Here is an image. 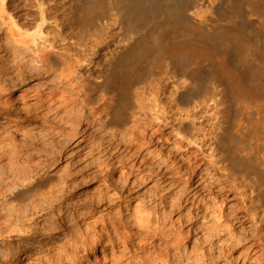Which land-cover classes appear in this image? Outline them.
<instances>
[{"label": "bare ground", "instance_id": "bare-ground-1", "mask_svg": "<svg viewBox=\"0 0 264 264\" xmlns=\"http://www.w3.org/2000/svg\"><path fill=\"white\" fill-rule=\"evenodd\" d=\"M123 1H126V0H123ZM146 1H147V3L144 4V2H146ZM164 1H166V0H134V1H132V3L130 2L128 4V10L126 9L127 10L126 18L129 21L127 23L132 24V26H138V24H140L145 18H147V17L149 18L150 13H152V12L154 13L155 11L156 12L158 11L157 13H159V11L163 10L162 8H163V2ZM254 2H255V0H254ZM101 3H102V0H93V5L89 6L87 9H85L84 12L81 13V15H72V16L70 15L71 18L69 20L70 21L72 20V22L75 25L79 24V21H81V20L82 21H84V20L92 21L96 17V10L97 9L95 10L94 8L96 7V5L100 6ZM42 5H44V3L42 1L36 0V8L38 10H40L39 12L41 15H40V22L35 24L36 29L34 31H30L28 29L29 25L27 28H25V27H23L24 23L22 24L23 26H21V25L17 24L16 21H12V23L8 27V30L10 31L9 32L10 37L12 38V41L9 42L10 45H9L8 49L11 51L13 47H18L19 49L21 48V51L24 50V53L26 52L29 56H30V54H29V52H30L32 57L34 58V61L35 60L37 61L38 68L37 69L33 68L34 66L32 68L31 67L29 68V63L27 61L30 59L31 56L26 61H24V57L26 58V55H24V57L22 56L23 58L22 57L21 58L16 57V60L18 62L13 67L15 68V70H17L16 75L18 77H16V78H15V76L12 78L10 77L8 80L6 79L7 80L6 83H3V84H2L3 81L0 82V93L7 92L11 88L19 86V84H21L22 82L27 80L28 76H31L34 78V75H39V77L41 76V79H43L46 74H48V73L51 74L52 71L58 73L57 72L58 68L55 71V69H56L55 67L58 63L61 62V58L64 57V60H67L69 62L72 61L73 62L72 64H74L73 68H70V66H69V70H63L66 73L64 72V77L62 79L64 80V78L70 76L73 79V81H74V79L76 80V83L78 84V88H79L76 90H80L78 93L81 92V94L79 97H77L75 99V101L80 100L83 103V105L89 104V103L92 104V103H94V101L95 102L96 101L101 102V105L100 106L98 105L99 108L96 106V108H98L96 113L94 112L95 114H97L98 118L102 121L101 128L106 129V132L107 131L109 132V130L113 131V135L111 133H110L111 134L110 135L107 132V134L111 136L110 138H112V136H115V139H116V137L118 138V135H117V134H119L118 132H121L120 134L125 132L127 134V137H128V134H131L132 135V138H131L132 141L136 142V143H134L137 145V149L135 147L136 151L134 153L132 152L133 149L131 151L136 156L135 157V156L131 155L132 157H135V159H132V160H136L135 164L133 163V165H130V167H129V164L128 163H127L128 165L126 164L127 159L125 160L126 162L123 161V159H121V161H119L120 159L118 157H116V158H118V162L120 163V166L123 168V170H124V168H126V170L124 171L125 175L128 174V177H129V175L131 176V174L135 170V166H137L138 161H140V164H141L140 168L142 166L143 167L145 166L146 160L143 157L144 155H142L143 154L142 150L144 149V151H145V148H147V146L151 143V137H152L151 135H154L157 132L162 131L161 130L162 126H164L166 128L170 127L171 133L172 134L175 133L178 136V137L176 136L177 137L176 145L173 144L177 148V150H181L180 152H182V153L186 152V150H188L189 148H196V150L191 153V154H193L192 157H190L191 155L189 153H186V154L190 155V156L187 155L188 159L185 157L187 159V161L185 163H187L188 166H185L186 164H181L180 166H178V169H180V170H178L176 172V174H174V176H176L177 174H179V176L174 177L171 181L169 180L170 181L169 186L174 187V185H176V183H178L180 181V179L183 175V173H181V170L183 168H184V170L186 169L185 172L187 174H188V172H191L189 179L185 180V185L183 184L184 187L180 191L178 189L177 192H175V191L173 192L172 190H171L172 192H164L165 190L170 189V188L167 187L168 185L166 187L161 186V187H163V192H157L156 191L157 188H156V190H154L156 192H148V194L146 196L144 195L145 198L140 200L139 198L140 197L143 198L144 196L142 197L139 194V197H137L138 195L137 196L135 195L137 193V191L136 192H130L129 186L132 185V183L130 182L132 179L130 180L128 178V182H127L126 176L124 177L125 181L122 180L124 183H122L121 186L120 185L117 186L119 188L117 192L107 191V190H109L108 189L109 187H111V186L114 187V182L111 180L112 177L110 176L111 178H109V175H110V172H112V170L115 169V166H116L115 163H118L117 161L115 163H113L114 159L112 160V158L110 159L113 161L112 163H110V164H112L111 167L109 166L108 162L104 163V160H102L103 157L101 156L102 158L100 157L99 160H102L103 162L96 159V162L94 161V163H92L93 161L92 162L89 161L90 163L84 165L81 169L75 170V168L70 167V168H68V170H66V169H65L66 171L64 170L65 171L64 174H61V175H59V173L56 174V172H54V171L63 162L64 154H67L71 150V148L69 146L70 144H67L64 142H62L63 143L62 147L61 146L59 147V144L57 147L58 142L55 143V141H53L54 140L53 139L52 140L53 142L49 143L48 148L45 149L44 146L46 147V145H44V146L42 145L43 148L45 149L44 151L47 154L46 157H44L45 159L35 161V163L33 165H31V168L29 167L30 170H25L26 169V167H25V169L22 168V172L20 171L19 173H15V177L19 175V179H22V180L21 181L17 180L18 184H16V182H14L15 185H14V188L12 189V191L8 192L5 189V187L3 188L6 190L5 192L3 190H1L3 192H0V238L6 237V239H7V238H12L14 236H19L20 240H26V239L30 240L26 245L23 244V245L19 246L20 249H26L27 248V250H28V248L29 249H33V248L36 249L37 247H41V250H42V249L46 248L48 245V242H45V240L48 238L50 239L52 235L57 234V233H59V234L63 233L64 236L70 235V236H72V238H71L72 240L70 239L72 241V243H69L70 241L68 240V243L66 242L67 245L65 244L61 247V249H62L61 253L63 252V254L62 255L60 254V257L62 256L61 257L62 259L60 257L58 258V259H61L62 262H63V259H66L68 261V264L69 263L70 264H217V263H220L222 260H224V263L222 261L223 264H249L251 254H252L255 246L253 247L254 244L252 245L251 239L248 242H246V239H249V237H251L252 239L254 238L251 235L252 232L250 234L249 233L250 230L248 231L244 227H243L242 232H238L239 234L237 232H234V231H236L238 227L243 226L245 215L252 218V220H254V222H256V224L264 222V215L258 214L257 207L255 208V206H252L251 204H250V206H247V202H248L247 198H249V197H247V195L245 196L244 193H241L242 191H240V195L243 196V202L246 204L245 207L242 206V207H244V211H243V212H245L244 216L242 214H238V215L235 214L234 215L233 213H231V215H229L230 212L225 213L224 211L222 212L221 210H220L219 214L214 216L213 211H215L216 208L214 210L211 209L213 214H211L210 217L214 216L215 221L212 219L210 222L212 225H210V223H209L210 226H207V228L209 227L207 230L208 235L203 231L206 228V224L203 223L204 221L201 220V223L199 222L200 219H203V218L209 219L208 214H210V212L209 213L207 212V210L209 209L208 206L206 207L207 202H206V204L204 203L205 201H208L207 200L208 194H207V196H205L206 195L205 194L201 197V194H204L203 192H205V193L208 192L209 194H213V192L226 193L230 187L233 188L234 190H238V188H239V190H241L242 188L245 189V184L243 182H242V186H243V184H244V186L243 187L241 186L242 188L240 189V185H239V183H237L239 181H234V179H231V178H233L238 173H240V174L243 173L245 180H246V178L252 179L253 177L252 178L250 177V173L247 172V170H245L243 166L246 165L245 167H247V168H250V167L255 168V166H257V165L260 166V164H261V163L257 164V162L255 161L254 163H256L257 165L254 166V163L251 162L252 159H254V157H252V158L248 157L251 160L249 162H246L245 159L247 160V158H246L247 155L244 157L245 159L243 160L247 164L244 162H241L242 160H240V159H238L240 161H237L236 159L239 156L238 157L236 156V159H235L236 161L234 160L235 156L233 157L230 148L227 146L228 141H226V139L229 138L230 135H229V132H227V130L225 128L227 126L228 127H231V126L225 124L227 126L224 128L223 127L224 124H222L223 119L227 117V116L225 117L224 110L222 111V109H221V105H223L222 98H218V96H215V95H213L209 99H206V97L204 98L203 95H201V93L204 91V89L196 81V76L199 75L198 71L196 70L193 73L189 72L188 74H190L191 82H189L188 79H190V78H188V79H186V80H188L187 83H186V81H183L186 83L185 84L186 86L184 87V89L178 87V90L180 88L182 90V92L179 91L178 97L176 98V100H177L176 103H178L181 107L185 106L183 108H186V109L182 108L180 110V108H179L180 111L179 112L177 111L179 114L176 113V115L178 114L177 117H176V115L175 116L174 115H171V116L168 115V113L165 111V107H163L160 104L158 99H155L154 96H151L155 100L153 99L149 103V101L146 99L148 102H145L146 104L149 103L148 104V107H149L148 111H146V117L152 123V128L154 129L153 132L150 133L151 137L146 136L145 133L140 134V131L137 130V120H135L133 125L127 126V124H128V118L127 117L128 116L126 117L125 111L128 108V102L124 101V100L121 101V99L125 97L127 90L129 88L131 89V86L133 85L135 80H137L136 78H138V76H137V73L139 72L138 70L140 68V65L144 61H147L150 58H154L157 56L162 57V56H165L167 54H171V52H172L171 49L168 46L164 47V43L166 42L165 36L167 34H165L163 32H166V31L168 32L169 30H172L173 32L174 31L177 32V30L181 29L182 26L184 25V21H183L184 19L182 20L179 17L176 18V15H175V17L168 18V20L165 22V27H164L163 32L161 31V33H163V34L159 35L160 41L158 42V44H156L154 41L153 42L155 44L152 43L151 41L147 40L145 37V40L142 41V39H141V41L138 44L136 43L137 45L129 48V50L126 51L127 53L123 57L122 56L119 58L116 57L117 54H115V53L118 52L119 50L114 51L113 54H111V57H109L105 60L106 64L112 63V65H113V67H112L113 69H111V73H110V75H108V72H106V70L104 68V66H105L104 63H97V65H94L92 58H90L89 56H88V58L85 57L87 55L88 48L91 47V45L89 46L87 44V40L89 39L88 38L89 35L88 36L84 35L82 40L80 42H78L79 47H81L82 49H80V50L76 49V51L73 52L74 53L73 56L68 55L71 52H69L68 54H65V52H64V51L71 49V48H69V45H71V44H69L68 47H65V45L63 46L61 44L62 41L65 42V40H66V38L63 35H62V37H61V35H59L61 37V43H60L61 47L59 45H57V43L54 40H52L53 38L50 39L47 37V35L50 33L47 34L44 31H42V27L48 21V20L46 21V18L44 15V10L41 9ZM249 5H250V3H249ZM259 5L260 4H258V6ZM83 8H84V6H83ZM198 10H200V9H198ZM98 13H100V12H98ZM154 16H156V15H154ZM171 16H172V14H171ZM149 21H150V19H149ZM35 22H37V21H35ZM29 23H31V22L29 21ZM27 24H28V22H27ZM13 27H17L18 32L14 31ZM181 30H180V32H181ZM220 31H219V33L216 31L218 33L217 35L214 33L215 39H217L218 41H222L223 44L225 41L226 42L232 41V44L238 53L243 54V52H245V49H247L246 46H249L248 45L249 40L245 34L243 35V33L240 30H228V29H226L223 32L222 31L220 32ZM185 33L187 34V32H185ZM75 34H77V33H75ZM75 34H74V37H75ZM7 36H9V35H7ZM52 36L56 37L54 35H52ZM80 36H82V34ZM77 37H79V36H77ZM93 37H95V36H93ZM157 38L159 39V37H157ZM209 38H211V37H209ZM150 40H152V39L150 38ZM75 41H74V43H75ZM77 41H79V40H77ZM168 41H169V39H168ZM5 43L9 44L8 42H5ZM91 43H93V42H91ZM65 44H66V42H65ZM87 45H88V47H87ZM97 45H99V44H97ZM249 47H251V46H249ZM18 48L16 49L17 51H18ZM180 48L181 47H179V49ZM96 50L94 51V54L97 53ZM175 51H174L175 54L180 57V54H179L180 50L175 49ZM190 51H192V50H190ZM246 51H248V50H246ZM89 52H88V54H89ZM174 52H172V53L174 54ZM192 53H193V55H191L190 57L193 59L195 58L194 59L195 61H199L200 58L208 55V52L205 50H200L199 53H197L196 51H194ZM243 55H245V54H243ZM184 56L186 59L187 56L186 55H184ZM32 57H31V59L33 61ZM13 59H15V58H13ZM188 59H189V57H188ZM249 59H250V57H249ZM10 60H11V58H10ZM62 61H63V59H62ZM67 61H65V62H67ZM182 61H184V60H182ZM187 61H186V63H187ZM240 61L242 62V60H240ZM65 62L63 63V65L65 64ZM32 64H30V65H32ZM68 65H70V64L68 63ZM57 66H59V65H57ZM94 66H96V68ZM4 67H6V65ZM60 68H62V67H60ZM219 68H220V73H218V75H215V74L214 75L212 74V75H213L214 79L219 78V80L222 79L225 82L224 94H226L227 96L228 95L232 96L230 98L233 99V97L235 96L239 100L240 99L246 100L252 96H254V98H256L257 96L261 97V94L264 93V90L261 87H259L257 84L253 83L254 85H251L252 82L249 80V76L247 74H245V75L239 74V73L237 74V72L230 69V67L227 66L223 60L219 61ZM210 69H211V67H210ZM60 71H61V69H60ZM67 71H69V72H67ZM108 71H110V69ZM184 71H187V70L184 69ZM6 73L7 72H4L3 75H5ZM11 73H13V72H11ZM56 73H55V75L57 77H59L58 75H60V74H56ZM3 75H1V76H3ZM8 75H6V76L8 77ZM52 77L55 78V76H52ZM47 78H48V76H47ZM59 79H60V77H59ZM69 80H70V78H69ZM43 83L45 84V81ZM65 83H68V82H65ZM65 88H66V86H65ZM193 88H195V89H193ZM192 89L194 91H192ZM68 91H69V89H67L66 92H68ZM73 92H74V90H73ZM71 93H72V91H71ZM97 93H100L102 95L100 97H99L100 94L98 96H96ZM108 93H111L112 96L109 95L110 96L109 97ZM55 95H56V92H50V93H48V95L37 94V97L39 99L38 103H39L41 108L43 107V109L40 110L39 112H35L37 107L35 108L33 106V109L35 108V110L33 112H31V110H27V112L25 114L27 120H33L35 118H41V119L44 118L45 119L44 115H47V114H45L44 111H45V109H47V111H48V108L49 109L52 108V110H53L52 102L54 101ZM105 95L108 97H105ZM93 96H95L96 98ZM222 96H224V95H222ZM4 97L6 98V96H4ZM5 98H2V99H5ZM67 98H69V97H67ZM93 98L98 99V100H94ZM254 98L252 97V99H254ZM260 99H263V96ZM257 100L259 101V99L257 98L254 102L257 103ZM1 101L4 102V100H1ZM7 101H9V100H6V102ZM64 101L65 100H63V103H65ZM75 101H73V102H75ZM10 102L11 101H9L8 103H10ZM229 102H231V101H229ZM233 102H235V101L233 100ZM238 102H240V101H238ZM242 102H244V101H241V103ZM247 102L248 101H246L245 103H247ZM259 102H260L259 103L260 105L264 104V103H261L264 101H259ZM145 103H144V105H146ZM249 103H252V102L249 101ZM256 103H254V104L256 105ZM71 104H73V103H70V105ZM178 104H176V105H178ZM242 104H244V103H242ZM259 104H257V105H259ZM20 105H21V103H20ZM61 105H62V103H61ZM70 105H69V107H71ZM9 106H11V105H9ZM23 106L25 107L24 104H23ZM26 106H28V105H26ZM59 107L61 108V106H59ZM63 107H64V105H63ZM77 107L78 106L72 108L74 110V114L73 115L71 114L72 116L70 115L71 117H73V119H75V118L77 119L76 125L79 124L78 122L84 116H89L88 114L86 115V113H87L86 110H85V112H86L85 114H80L81 111H78ZM146 107L147 106H144V109H146ZM263 107H264V105H263ZM75 108H76V110H75ZM255 108H256V106H255ZM255 108H254V110L257 109V108L255 109ZM15 109L17 110V108H15ZM57 109H59V108H57ZM66 109H69L68 106ZM261 109H262V105H261L260 110ZM21 110H22V108H21ZM73 110H72V112H73ZM250 110H252V109H250ZM263 111L264 110L262 109V112ZM50 112H48V113H50ZM66 112H64V113H66ZM249 112H251V111H249ZM254 112H253V115H254ZM59 113H63V112H59ZM64 113H63V115H64ZM82 113H84V112H82ZM91 113H92V111H91ZM94 113H93L92 117L94 116ZM242 113H241V115H242ZM67 114H68V112L66 113V115ZM251 114H252V112H251ZM52 115H56V114L53 113ZM63 115H61V116H63ZM74 115H76V116H74ZM59 116H60V114H59ZM141 116L143 117V115H141ZM248 116L252 117L251 115H248ZM256 116H258V114ZM256 116H254V117H256ZM260 116H262V113ZM260 116L258 117L259 119L261 118ZM49 117L50 116H48V118ZM94 117H96V116H94ZM174 117H176V118H174ZM263 117H264V115L262 116V118ZM54 118H56V117H54ZM246 118L248 119L247 116H246ZM246 118L244 120H246ZM262 118L260 119L261 121H258L259 122L258 124L260 126H257L255 129H256V132L259 131V132H262L264 134V118H263V120H262ZM64 119L67 120L66 118H64ZM253 119H256V118H253ZM93 120L88 121L87 127L90 124H93ZM244 120H243V122H245ZM59 121H60V117H59ZM85 121H86V119H85ZM139 121H141L140 118H139ZM205 121H207L206 124L209 122L208 128L206 127V125L204 123ZM253 121H255V120H251L250 123L252 122L253 125H255V123H257V122L255 121V123H254ZM83 122H84V120H83ZM39 123H40V121H39ZM71 124H73V123H71ZM84 124H86V122ZM147 124H148V122H147ZM243 124H242V126H243ZM63 125H60V126H63ZM142 125H143V123H142ZM99 126H100V124H99ZM233 126H235V125H233ZM247 126L249 128V126H251V124L248 125V123H247ZM49 127H47V128H49ZM87 127L84 128L83 130H81V129L77 130V128H75V129L71 128L70 134H67V133L65 134V132H63L64 130L59 129V130H61L59 133H61V135L63 137H65V135H69V137H66V141H70V143H71V141H73L72 144H74L75 142H76V144L77 143L83 144V143L87 142V138H88L87 136H89L91 134V133L89 135L87 134L89 132V127L88 128ZM244 127L245 126H243L242 129ZM53 128H54V126H53ZM107 129H109V130H107ZM244 129H246V127ZM49 130L51 132V129H49ZM54 130L57 132V128H55ZM46 131H44V133ZM97 131H98V129H97ZM237 131L238 130H236L234 135L237 133ZM50 132H49V134H51ZM104 132L105 131H103V133ZM240 132L248 135L246 133V131L244 133V132H242V130H240ZM52 133H54V132H52ZM101 133H100V135H101ZM248 133H249V131H248ZM55 134L56 133H54L53 135H55ZM162 134H164V133H162ZM237 134L239 135V132ZM123 135L124 134H122L121 137H123ZM166 135H168V134H166ZM26 136H28V135H26ZM44 136H48V135L44 134ZM44 136H41V137L44 138ZM102 136H104V135L102 134ZM55 137H56V135H55ZM119 137H120V135H119ZM262 137H264V136H262ZM36 138H38V136ZM45 138H47V137H45ZM59 138H60V136H59ZM59 138H57V139H59ZM67 138H69V139L67 140ZM90 138L92 139V136ZM100 139H102V138H100ZM106 139H107V137L105 138V140ZM113 139H114V137H113ZM113 139H111V141ZM121 139H120V142H121ZM123 139H125V138H123ZM169 139L167 140L168 142H169ZM248 139L250 140L251 138H248ZM27 140H28V138H27ZM64 140H65V138L63 139V141ZM102 140H104V139H102ZM108 140H109V137H108ZM128 140H130V138H128ZM31 141H27V142H30V144H31ZM48 141L47 142L43 141V142H44V144H45V142L47 144ZM57 141H59V140H57ZM132 141H130L131 145L133 143ZM246 141L248 142L247 139H246ZM251 141H252V139H251ZM253 141H254V139H253ZM257 141H259V140H257ZM124 142H126V141H124ZM124 142H121V143H124ZM97 143H98V140H97ZM114 143H112V144H114ZM117 143L119 144L118 139H117ZM258 143L259 142H250L249 143L248 147L251 146V154H253L255 152H256V154H259L258 149H259L260 145L264 144V142L262 144H258ZM37 144H39V143H37ZM247 144L248 143H245L244 145H246V147H247ZM34 145H35V143H34ZM186 145L188 146V149H183L184 146H186ZM12 146H13V144H12ZM28 146H29V144H28ZM28 146H27V150H28ZM39 147L36 146V149ZM87 147H88V144L86 143L83 146V148H84L83 153L86 152L85 149H87ZM112 147H114V145ZM33 148H35V147H33ZM73 148H75V146ZM110 148L111 147L109 146V149ZM31 149H32V147H31ZM89 149L90 148H88V150ZM95 149H96V147H95ZM99 149H101V148H99ZM118 149H120V148H118ZM241 149H242V147H241ZM81 150L82 149H80L79 152ZM90 150L87 151V154L90 152ZM243 150H245V149H243ZM243 150H242V152H244ZM249 150H250V148H249ZM254 150H257V151L254 152ZM93 151H94V149H93ZM34 152H35V149H34ZM95 152L98 154L101 151L100 152L95 151ZM95 152H93V153H95ZM39 153L41 154V152H39ZM81 153H82V151H81ZM105 153H106V151H105ZM117 153H118V151H117ZM178 153H179V151H178ZM14 154H16V153H14ZM85 154H84V157H86ZM102 154H103V151H102ZM128 154H126V155H128ZM256 154H253V155H255V157H257ZM30 155H32V154L30 153ZM30 155H29V157H30ZM88 155H91V153ZM117 156H119V155H117ZM145 156H147V155H145ZM249 156H251V155H249ZM13 157H14V155H13ZM106 157H108V156L106 155L105 158ZM140 157L142 158V160ZM181 157H182V155H181ZM175 158L176 157H174V159ZM257 158H259V157H257ZM257 158L254 160H258ZM36 159H34V160H36ZM91 159H92V157H91ZM146 159H147V157H146ZM148 159H149V157H148ZM176 159H178V158H176ZM128 160H130V159H128ZM175 161L176 160L172 159L173 163ZM87 162H88V160H87ZM131 162H133V161H131ZM131 162H130V164H131ZM147 162H149V161H147ZM154 162H156V161H154ZM164 163H165V161L163 160L162 164H164ZM7 164H9V163H7ZM23 164H25V163H23ZM92 164H94L93 165L95 168L94 171H91L90 166ZM165 164H167V163H165ZM178 164H180V162ZM178 164H176V165H178ZM171 165H172V163H170L169 167ZM202 165H206V167L208 165L207 169L206 168L201 169ZM146 166H147V164H146ZM151 166H153L152 169H150V166H148L149 167L148 169H150V170L146 174H141V173L139 174L138 173L139 176L138 177L136 176L138 179H136V181L133 180V186H134V184H137V185L143 184V183L147 182V180L150 177H152V175L156 171V167H155V165H152V164H151ZM165 166L166 165L161 166L159 168L163 169ZM167 166H168V164H167ZM173 166H175V165H173ZM23 167H24V165H23ZM258 168H260V167H258ZM118 169H120V168H118ZM208 169H210V170H208ZM206 170L209 171L206 174L207 176H209V181H207L206 178H208V177L205 176V173H204V171L206 172ZM160 171L163 172V170H160ZM121 172H123V171H121ZM142 172H143V170H142ZM263 172H264V170H263ZM136 173H137V171H136ZM172 173L171 174L169 173V174L172 175ZM180 173L182 175H180ZM122 174L124 175V173H122ZM160 174H161V172H160ZM187 174L184 173V175H187ZM165 175L163 172V177ZM184 175H183V177H185ZM158 176L159 175H157V177ZM237 176H239V175H237ZM241 176H243V175H241ZM119 177H121V176H119ZM134 177L135 176H133V178ZM154 177L155 176H153L152 178H154ZM160 177H161V175H160ZM131 178H132V176H131ZM161 178L160 179L158 178L159 180H157V183H159V181H161ZM183 179H181V180H183ZM239 179H243V177L238 178V180ZM254 179H253V181H255V180H256V182L258 181L257 179H255V180ZM93 180H96V182L99 180H102L103 184H107V186H105L106 189H102V190L99 189L100 192H96L90 196L87 194V192H71L72 190L81 186L82 184L91 182ZM183 181H182V183H183ZM20 182H21V184H19ZM4 183H6V182L4 181ZM130 183H131V185H130ZM164 183H166V179H165ZM195 183H197V184L195 185ZM261 183H263L262 179H261ZM224 184H225V186H224ZM254 184H255V182H254ZM0 185H2V183ZM6 185H8V184L6 183ZM10 185H12V183ZM227 185L230 186L228 189L226 188ZM257 185L260 186V183ZM101 186H103V185L101 184ZM179 186H181V185H179ZM179 186H177V187H179ZM9 187L10 186L8 185V188ZM217 187H218V189L214 190ZM246 187L248 188L249 186H246ZM261 187H262V185H261ZM250 189H252L251 186H250ZM116 190H117V188H116ZM245 190H244V192H245ZM258 190H259V192H257ZM238 192L239 191H237L236 194ZM256 192L257 193L255 194L254 197H256V196L259 197L258 201H261L264 205V187L257 189ZM143 194H145V193H143ZM134 195L136 197H134ZM214 195H215V193H214ZM250 195H251V193H250ZM195 196L197 198H195ZM192 198L194 199V202L192 203L194 207L191 210H189L190 209L189 208L185 213L184 209L186 208L188 203L190 204V200L193 201ZM210 198H211V196H210ZM136 199H137V201L139 199V203L136 205L135 208H133L134 211L129 212L130 214L125 213V212H127V211H125L127 209L126 208L127 205L123 206L122 205L123 202L127 201L128 203H130L131 201L133 202ZM250 200H252V199H250ZM210 201H211V199H210ZM209 202H208L209 205L213 204L212 202L211 203H209ZM239 202H241V201H239ZM253 202L256 203L257 200L255 199V201H253ZM257 203H259V202H257ZM262 203L260 206L263 208L264 206H262ZM119 205H120V207H118ZM130 206H131V204H130ZM189 206L190 205H188V207ZM127 207L129 210V208H130L129 204ZM211 208H213V207H211ZM215 214H216V211H215ZM176 215L178 217L174 218V216H176ZM212 221H214V222H212ZM205 222H206V220H205ZM237 224H240V226H237ZM207 225H208V223H207ZM187 227H189V229ZM186 228H187V230H186ZM262 228H259V229H262ZM259 229L257 230V235L259 233L261 234L262 230L259 231ZM199 232H204L205 234H203V235H206L207 238L204 239V237H205L204 236V237H201L202 238V240H201V238L197 237L198 238L197 240L199 241V243H198L194 236H199L198 235ZM227 234H228V236H227ZM263 235H264V232H263ZM54 238L57 239L59 237L54 236ZM192 238H195L194 240H196V241H194V242H196V244L193 242V244H192L193 247H191L192 245L190 246V248H192V250L190 252L188 251L189 248H187V251L186 250L185 251L189 252L190 254H192L191 252H195V254H197V255H196V257H194V259H196V258L197 259L193 263H192V261L189 263L188 260L186 259V253L182 249L186 248V246L184 247V245L187 243V242L185 243V240L188 239L189 241H192L191 240ZM259 238H260V236H259ZM15 241H16V239H15ZM160 241H162V242H160ZM258 241L261 242L259 239H258ZM6 242H7V240H6ZM17 242H18V240H17ZM207 242H208V247H206L207 248L206 249V248H204V244H206ZM249 243H251V246H248ZM8 244H9V242H8ZM100 244H104V249L102 250V252L104 253L103 257L102 258L98 257L99 260L90 262L89 259H87V258L89 257L91 252H93ZM19 247L17 245V247L14 246L12 248H9V250L8 249L3 250L2 248H0V257L1 256H5V257L7 256L8 261H13V257L16 256ZM49 247H50V245H49ZM202 249H206V251L203 252V251H201ZM241 249L243 251H241L238 254V256H235V258L232 257L233 253H235ZM261 250H263V249H261ZM57 251H59V250H57ZM53 253L55 255V252H53ZM58 253H60V252H58ZM58 253H56V254H58ZM80 253H82V255H80ZM255 253H254V255H255ZM35 255H36V253H34V250H31V251H28L27 253H25L23 255V256H25V257H23V259L26 261V259L32 258ZM54 255H53V258L57 256V255L56 256H54ZM192 255H191V257H192ZM262 255H264V254H262ZM50 258H52V257H50ZM263 258H264V256H263ZM66 260H64V261H66ZM49 261L52 262L51 259H49ZM49 261H47V262H49ZM261 261H262V259L257 258L256 261L255 262L252 261V263L263 264V263H261ZM60 262L58 264H61ZM64 264H65V262H64Z\"/></svg>", "mask_w": 264, "mask_h": 264}, {"label": "rangeland", "instance_id": "rangeland-1", "mask_svg": "<svg viewBox=\"0 0 264 264\" xmlns=\"http://www.w3.org/2000/svg\"><path fill=\"white\" fill-rule=\"evenodd\" d=\"M40 1H42L44 3V5L41 6L42 7L41 9L44 10V15H45L46 21L48 20L44 24V26L42 27V31H44L47 34L50 33V34L47 35V37L50 38V39L53 38L52 40H54L57 43V45H59L60 47H61V44L63 46L65 45V47H68V45L71 44V45H69V48H71V49L67 50V51H64V52H65V54H68L69 52H71L68 55L73 56V54H74L73 52L76 51V49L77 50L82 49L81 47H79L78 42H80L82 40L84 35H87V36L89 35V37H88L89 39L87 40V44L89 46L91 45V47L88 48L87 55L85 57L88 58V56H89L90 58H92L94 65H97V63H104V65H105L104 68H105L106 72H108V75H110L111 69H113L112 68L113 65H112V63L106 64L105 60L107 58L111 57V54H113L114 51L119 50L118 52L115 53V54H117L116 57H118V58L121 57V56L123 57L127 53L126 51H128L129 48H131L132 46L137 45L141 41V39L143 41V40H145V37H146V39L151 41L152 43L155 42L156 44H158V42L160 41V36L159 35H162L163 33L167 34L165 36V41L166 42L164 43V47L168 46L171 49L172 52H174L175 49L176 50H180L179 51L180 52L179 53L180 57L175 54V52H176L175 51L174 54L171 52V54H167V55L162 56V57L157 56V57H154V58H150L149 60L144 61L143 62L144 64L143 63L141 64L142 66L140 65V68L138 70L139 72L137 73V76H138V78H136L137 80H135V82L131 86V89L129 88L127 90V93H126L125 97L121 99V101L124 100V101L128 102V108L129 109L127 108V110L125 111L126 112L125 113L126 117L128 116L127 117L128 118L127 126L133 125L135 120H137V130L140 131V134L141 133H145V135L149 137L151 135L150 133L153 132V130H154L152 128V123L146 117V111H148V108H149L148 104L150 103L151 100L154 99L151 96H154L155 99H158L160 104L163 107H165V111L168 113V115H170V116L174 115L175 116L176 113H178L183 107H185V106L181 107L178 103H176L177 102L176 98L178 97L179 91L182 92V90L180 88L184 89V87L186 86L185 84L187 83L188 80H189V82H191V77H190V74H188V73L189 72L193 73V72H195L197 70L199 75L196 76V81L204 89V91L202 92L203 94L201 93V95H203L204 98L206 97V99H209L213 95H215V96H218V98H222V100H223V105H221V109H222V111L224 110L225 117L226 116L227 117L224 118L225 120L223 119V122L225 121L226 123L222 122V124H224L223 125L224 128L227 125L231 126V127L227 126L225 128L227 130V132H229V135L231 136V137L229 136V138H227L228 140L226 139V141H228L227 146L230 148L233 157L235 156L234 160L236 159V156L237 157L239 156L236 160L237 161L242 160L241 162L246 163V162H249L251 160L248 157H251V158L254 157V159L259 157V158H257L259 161L252 159L251 162L254 163L256 161L257 164L261 163L260 166H258L256 163H254V166L257 165V166H255V168H251V167L247 168V167H245L246 165L243 166L244 169L247 170V172L250 173V177L251 178L253 177L252 179L246 178V180H245L243 173L242 174L238 173L233 178H231V179H234V181H239L237 183H239L240 189L245 184V189L246 190L244 188H242L241 190H239V188H238V190H234L233 188H231L230 186L227 185L226 186L227 189L230 187L229 190H228L229 192L228 191L226 192L227 194L223 193V192H219V193L218 192H213V194H209L208 192H206V193L203 192L204 194H201V197L203 195H205V194H206L205 196H207V194H208V196H207V200L208 201H205L204 203L206 204V202H207L206 207L207 206L209 207V209H208L209 211L207 210V212L208 213L210 212V214H208L209 217L207 216L209 219H207V218L204 219L203 218V219H200V221H199L201 223V220H202V221H204L203 223L206 224V228H205L206 231L205 230H203V231L207 234V230L209 228V227L207 228V226L212 225L210 223L211 220L213 219L215 221L214 216L219 214L220 210L222 212L224 211L225 213L226 212L227 213L230 212L229 215H231V213H233L234 215L235 214H237V215L238 214H242L243 216L245 215V212H243V211H244V207H245L246 204L243 202V196L240 195V191H242L241 193H244L245 196L247 195V197H249V198H247L248 202H249V203L247 202V206H250V204H251L252 206H255V208L257 207L258 214L264 215V210H263L264 207L262 208L260 206L262 202L258 201L259 197H257V196L254 197L255 194L257 192H259V190L257 192H256V190L264 187V184H263L264 183V172H263V170H264V166H263L264 165V144L260 145V147L258 149V153L259 154H256L255 151H257V150H254L255 153H253V154H256L257 157H255V155L251 154V146L248 147L250 142H259L258 144H262L264 142V137H262V136H264V134L262 132H259V131L256 132V129H255L257 126H260L258 124L259 123L258 121H261L260 119L264 115V111L262 112V109L264 110V107H263L264 104H261L262 105V109L261 110H260L261 105L259 104L260 103L259 101H264V93L261 94V97H258L256 95L257 97L254 98V96H252L254 99H252V97H249L246 100H241V99L239 100L235 96L232 99V98H230L232 96H229V95L227 96L226 94H224L225 82L222 79H220V80H219V78L218 79H214V77H213L214 74L218 75V73H220L219 61L223 60L226 63V65L229 66L230 69H232L233 71H236L237 74L238 73L239 74H244V75L247 74L249 76V80L252 82V83L250 82L251 85H254L253 83H255V84H257L259 87H261L264 90V21H263L264 20V0H255V2H254V0H249V1L248 0H238V1L237 0H226V1L225 0H200V1L199 0H194V1L193 0H166V1L163 2V8H162L163 10L159 11V13H157L158 11L157 12L155 11L154 13L153 12L150 13L149 18L148 17L145 18L141 22L142 24L140 23V24H138V26H132V24L127 23L129 21L126 18V14H127V10H128V4L130 2L132 3V1H134V0H126V1H123V0H102L101 5L100 6L96 5V7L94 8L95 10L97 9L96 10V17L92 21H86V20L82 21L81 20V21H79V24H76V25L72 22V20L71 21L69 20L71 18V16L72 15H81V13H83L85 9H87L89 6L93 5V0H40ZM146 3H147V1L144 2V4H146ZM249 3H250V5H249ZM258 4H260V5L258 6ZM83 6H84V8H83ZM198 9H200V10H198ZM37 10L38 9L36 8V0H0V30H1L0 31V41H1L0 42V44H1L0 45V82L3 81L2 84L6 83V81L10 77L11 78L14 77V76H15V78L18 77L16 75L17 74V70H15V68L13 67L18 62L16 60V57L17 58H19V57L21 58L22 56L24 57V55H26V58L24 57V61L28 60L30 56L32 57L30 52H29V54H30V56H29L26 52H25L26 54L24 53V50L21 51V48L19 49L18 47H13L11 51L8 49V47L10 45L9 42L12 41V38L10 37V34H9L10 31L8 30V27L12 23V21H16L17 24H19L21 26L24 25L23 27H25V28H27L28 25H29L28 29L30 31H34L36 29V27H35L36 25L35 24L40 22V15L41 14L39 12L40 10H38V11ZM98 12H100V13H98ZM171 14H172V16H171ZM154 15H156V16H154ZM175 15H176V18L179 17L182 20L184 19L183 20L184 21V25L181 28L182 30L181 29L177 30V32L179 34L176 31H174L175 32L174 33L172 30H169L168 32L167 31L163 32L164 27H165V22L168 20V18L175 17ZM149 19H150V21H149ZM29 21L31 23H29ZM35 21H37V22H35ZM27 22H28V24H27ZM13 29H14V31L18 30L17 27H13ZM226 29H228V30H240L243 33V35L245 34L248 37V40H249L248 45L251 46V47L246 46L247 49H245V52H243V54H245V55L240 54V53H238L235 50V48H234V46L232 44V41H227V42L225 41L224 44H223L222 41H218L217 39H215V34L217 35L220 30L223 32ZM180 30H181V32H180ZM161 31L163 33H161ZM185 32H187V34ZM73 33L74 34L77 33V34H75V37H74ZM81 34H82V36H80ZM7 35H9V36H7ZM52 35H54L56 37H53ZM59 35H61V37L63 35L66 38V40H65L66 44H65L64 41H62V43H61V37ZM77 36H79V37H77ZM93 36H95V37H93ZM157 37H159V39ZM209 37H211V38H209ZM150 38L152 40H150ZM168 39H169V41H168ZM77 40H79V41H77ZM4 41L8 42L9 44L5 43ZM74 41H75V43H74ZM91 42H93V43H91ZM97 44H99V45H97ZM88 45H87V47H88ZM179 47H181V48L183 47V48L179 49ZM17 48H18V51L16 50ZM95 50L97 52L96 54H94ZM190 50H192V51H190ZM200 50L207 51L208 55H206L205 57L200 58L199 61H195L194 60L195 58L193 59V58L190 57L191 55H193L192 52L196 51L197 53H199ZM246 50H248V51H246ZM88 52H89V54H88ZM184 55L187 56L186 59H185ZM31 57L27 61L29 63V68L30 67L32 68L34 66L33 68L37 69L38 68L37 61L36 60L34 61V58L32 57L33 61H34L33 62ZM188 57H189V59H188ZM249 57H250V59H249ZM10 58H11V60H10ZM13 58H15V59H13ZM238 58L239 59L241 58L240 60H242V62ZM62 59H63V61H62ZM182 60H184V61H182ZM65 61H67V60H64V57H62L61 58V62H60L61 64L58 63L57 65H59V66L56 65L55 71L58 68V70H59V71L57 70L58 73L52 71L51 74L50 73L46 74L43 79H41V76L39 77V75H34V78L31 77V76H28L27 80L22 82L21 84H19V86L11 88L7 92L0 93V101L4 100V102L3 101L0 102V184L2 183V185H0V192H3V191L5 192L6 190L8 192L12 191V189L14 188V185H15L14 182H16V184H18V181L22 180V179H19V175L15 177V173H19L20 171L22 172V168L25 169V167H26L25 170H30L29 167L31 168V165H33L35 163V161L45 159L44 157H46L47 154H46V152L44 150L46 148H48L49 147V143H51L53 141H55V143L58 142L57 143V147H58V144H59V147L60 146L62 147V144H63L62 142H64V143L70 144L69 146L71 148V150L67 154H64L63 162L60 164L61 166L59 165V167L54 171V172H56V174L59 173V175L64 174L65 171L68 170V168H70V167L71 168H75V170L81 169L84 165H86V164H88V163H90L92 161H93L92 163H94V161L96 162V159L99 160V158L101 156L103 157V158L102 157L101 158H102V160H104V163L108 162L110 167L112 165L110 163H112L113 161H114L113 163H115L116 161L118 162V158L120 159L119 161H121V159H123V161H125L127 159V162L126 161L125 162H126V164L127 163L129 164V167H130V165H133V163L134 164L136 163V160H132V159H135V157H136L133 154L136 151L135 147L137 149V145L134 144L136 142L132 141V139H131L132 135L128 134V137H127V134L125 132H123L122 134H124V135H123V137H121V135H122V134H120L121 132H118L119 133V134H117L118 138L116 137V139H115V136H112V138H110L111 137L110 135L111 134L113 135V131L107 129V130H109V132L107 131L108 134L111 133L110 135H108L107 132H106V129H104V128L102 129L101 128L102 121L98 118L97 114H95L97 109L101 105V102H98V101L95 102L94 101V103H92V104L89 103L90 105L89 104L83 105V103L80 100L75 101V99L80 96L81 92L78 93L80 90H76V89H79V88H78V84L76 83L75 79H74L75 82L73 81V79L70 76L66 77L68 80L66 78H64V80L62 79L64 77V72H65L63 70H69V66H70V68H73V65H74V64H72L73 63L72 61H70V62L69 61L65 62ZM186 61H187V63H186ZM64 62H65V64L63 65ZM68 63L70 65H68ZM30 64H32V65H30ZM5 65H6V67H4ZM60 67H62V68H60ZM63 67L64 68L66 67V68L64 69ZM94 67L96 68V66H94ZM210 67H211V69H210ZM60 69H61V71H60ZM109 69H110V71H108ZM184 69L187 70V71H184ZM4 72H7V73L5 75H3ZM11 72H13V73H11ZM67 72H69V71H67ZM55 73L56 74H60V75H58L60 77V79H59V77H57L55 75ZM1 75H3V76H1ZM6 75H8V77ZM47 76H48V78H47ZM52 76H55V78H53ZM69 78H70V80H69ZM188 78H190V79H188ZM186 79H188V80H186ZM43 80L45 81V84L43 83L44 82ZM183 81H186V83L183 82ZM65 82H68V83H65ZM63 84L64 85L66 84L65 85L66 88L69 89L68 92H66L67 89L65 88V86ZM178 87H180L179 90H178ZM193 89H195V88H193ZM193 89H192V91H194ZM73 90H74V92H73ZM71 91H72V93H71ZM50 92H56V95L54 96V101L52 102L53 110H52V108L51 109L48 108V111H47V109H45L44 113L47 114V115H44L45 119L44 118H42V119L41 118H35L33 120H27V118L25 116L27 110H31V112H33L35 110V108L37 107L35 112H39L40 110L43 109V107L41 108L39 103H38L39 99L37 97V94L48 95V93H50ZM99 94L100 93H97L96 96H98ZM101 95L102 94H100L99 97ZM109 95L112 96L111 93H108V96ZM222 95H224V96H222ZM4 96H6V98ZM108 96L105 95V97H108ZM262 96H263V99H260V98H262ZM67 97H69V98H67ZM93 97H95V96H93ZM2 98H5V99H2ZM257 98L259 99V101L257 100V103H256L254 101ZM146 99L149 101V103H147V104L145 103V102H148ZM6 100L11 101L12 103L11 102L8 103L9 101L6 102ZM63 100H65L64 101L65 103H63ZM94 100H98V99H94ZM233 100L235 102H233ZM73 101H75V102H73ZM229 101H231V102H229ZM238 101H240V102H238ZM241 101H244V102H242L244 104H242ZM246 101H248V102L245 103ZM249 101H251L252 103H249ZM20 103H21V105H20ZM61 103H62V105H61ZM70 103H73V104L70 105ZM144 103L146 105H144ZM175 103L178 104V105H176ZM254 103H256V105ZM261 103H264V102H261ZM23 104L25 105V107L23 106ZM68 104L71 107H69ZM257 104H259V105H257ZM9 105H11V106H9ZM26 105H28V106H26ZM63 105H64V107H63ZM33 106L35 107L34 109H33ZM59 106H61V108ZM67 106H68L69 109H66ZM76 106H78L77 107L78 111H81V113L79 112L80 114H85L87 112L86 115L87 114L89 115V116H84L83 115L85 118L83 117L81 119L82 121L78 120L79 121L78 125H76L77 119L76 118L73 119V117H71L74 114V110L72 108H74ZM96 106L98 108H96ZM144 106H147L146 109H144ZM255 106H256V108L258 110L255 108ZM257 106L258 107L260 106V107L258 108ZM56 107L59 108V109H57ZM15 108H17V110ZM21 108H22L23 111L21 110ZM179 108H180V110H179ZM254 108L256 110H254ZM183 109H186V108H183ZM250 109H252V110H250ZM72 110H73V112H72ZM75 110H76V108H75ZM85 110H86V112H85ZM90 110L92 111V113H91ZM66 111L68 112L67 115H66V113H67ZM249 111H251L252 114ZM48 112H50V113H48ZM59 112H63V113L66 112V113H64V115H63V113H59ZM82 112H84V113H82ZM253 112H254V115H253ZM260 112L262 113V116H260L261 115ZM53 113L56 114V115H52ZM93 113H94V116H96V117H94V116L92 117ZM241 113H242V115H241ZM59 114H60V116H59ZM178 114L176 115V117L178 116ZM257 114H258V116H256ZM61 115H63V116H61ZM141 115H143V117ZM245 115L248 117V119L246 118ZM248 115H251L252 117H250ZM48 116H50V117L48 118ZM74 116H76V115H74ZM254 116H256V117H254ZM259 116L261 117L260 119L258 118ZM54 117H56V118H54ZM59 117H60V121L61 122L59 121ZM176 117H174V118H176ZM64 118H66L67 120H65ZM139 118H140L141 121H139ZM245 118H246V120H244ZM253 118H256V119H253ZM263 118H262V120H263ZM85 119H86V121H85ZM83 120H84V122H83ZM89 120H93V124H90L91 126L90 125L88 126L89 127V132L87 134L89 135L91 133L90 135L92 136V139L90 138L91 137L90 135L87 136L88 137L87 138V142H85L83 144H78V143L76 144V142L74 144H72L73 141H71V143H70V141H66V137H69V135H65V137H63L61 135V133H59L61 131L59 129L64 130L63 132H65V134L66 133L70 134V132H71L70 129L71 128L72 129L73 128L74 129L77 128V130H80V129L83 130L84 128L87 127V123H88ZM143 120L144 121L146 120V121L144 122ZM243 120L245 122H243ZM249 120L250 121L251 120H255L257 123H255V121H253L255 123V125H253V123L252 122L250 123ZM39 121H40V123H39ZM85 122H86V124H84ZM141 122L143 123V125H142ZM147 122H148V124H147ZM206 122L207 121H205L204 123H205L206 127L208 128L209 122L207 124H206ZM246 122L248 123V125L251 124L252 127L249 126V128H248ZM71 123H73V124H71ZM99 124H100V126H99ZM225 124H227V125H225ZM242 124H243V126L246 127V129L249 131V133H248V131L246 129H244L245 127L243 128L244 130L242 129V127H243ZM60 125H63V126H60ZM233 125H235V126H233ZM53 126H54V128H53ZM47 127H49V128H47ZM163 127L164 126L161 127V130H162L161 132H157L156 134L151 135L152 137L150 136L151 137V143L149 144L150 146L148 145L147 148H145V151H144V149L142 150L143 151L142 155H144L143 157L145 158L146 164H147V166H146V164H145V166L147 168L145 166H144L145 168L142 166L141 167L142 169H141L140 168V165H141L140 161H138L139 164L137 163V166H135V170L133 172L134 174L133 173L131 174V176H132V178H131L130 175H129V177H128V174L125 175L124 171L126 170V168H124V170H123V168L120 166L119 162L115 163L116 164L115 169L112 170V172H110V175H109V178L112 177L111 180L114 182V187L115 188L113 186H111V187L108 188L109 190H107V191H109V192H111V191L112 192H117L118 189H119L117 186H119V185L121 186L122 183H124L122 180L125 179L124 178L125 176L127 178V182H128V178L130 180L132 179L131 181L129 180L132 183V185L130 183L131 186H129V190H130V192H136L137 191V193L135 194L136 196L138 195L137 197H139V194L142 197L144 195L146 196L148 194V192H156V191L157 192H163V187H166L167 185H168L167 187L170 188V189H167L164 192H172V191L173 192L174 191L177 192L178 189L180 191L184 187L185 180L186 179L188 180L190 175H191V172H188V174H189L188 175L185 172L186 169L184 170V168L181 170V173H183V175H184V173L187 174V175H184L185 177H183V175L180 173V175H182V177L184 178L183 179L181 177V179H183L184 181L180 179L181 182L179 181L180 183L179 182L176 183V185H174V187L173 186H169L170 185V181L174 177L179 176V174L174 176V174H176V172L178 170H180V169H178V166H180L181 164H186L185 166H188V164L185 163L187 161V159H188L187 155L190 154L191 156L190 155L189 156L192 157L193 154H191V153L194 152L196 150V148H189L188 149V146L186 145L183 148V149H188V150H186V152H184L185 154L180 152L181 150H177V148L174 146V145H176L178 136L175 133H173V134L171 133V128L170 127H167V128L166 127L163 128ZM55 128H57V132L59 134L54 130ZM49 129H51V132H50ZM97 129H98V131H97ZM236 130H238L237 133L239 132V135L237 133H236L237 135L236 134L234 135ZM240 130H242V132H244V133L246 131V133L248 135L241 133ZM44 131H46V132L44 133ZM103 131H105V132L103 133ZM49 132L51 134H49ZM52 132L56 133L55 135H56L57 138H59V136H60V138L57 139L55 137V135H53L54 133H52ZM100 133H101V135H100ZM162 133H164V134H162ZM44 134L45 135L47 134L48 136H44ZM102 134L104 136H102ZM166 134H168V135H166ZM26 135H28V136H26ZM40 135L44 136V138H42ZM119 135H120V137L122 139L119 137ZM35 136L36 137L38 136V138H36ZM105 136L107 137L106 140H105V138H106ZM45 137H47V138H45ZM108 137H109L110 141L108 140ZM113 137H114V139H113ZM27 138H28V140H27ZM64 138H65V140L63 141ZM100 138H102L104 140H102ZM123 138H125V139H123ZM128 138H130V140H128ZM248 138H251L252 141H251V139L249 140ZM68 139L69 138H67V140ZM111 139H113V140L111 141ZM117 139L119 140V144L117 143ZM120 139H121V142L126 141V142H124L125 144L121 143ZM168 139H169V142L167 141ZM246 139L248 140V142L246 141ZM253 139H254V141H253ZM57 140H59V141H57ZM97 140H98L99 144L97 143ZM257 140H259V141H257ZM27 141H31V144H30V142H27ZM43 141H46V142L48 141V143L46 144V142H45V144H44ZM130 141L133 142L132 143L133 146L131 145ZM34 143H35V145H34ZM37 143H39V144H37ZM86 143L88 144V147H87V149H85L86 152L83 153V151H84L83 150L84 149L83 146ZM112 143H114V144H112ZM127 143L128 144L130 143V144L128 145ZM170 143L172 145L173 144L174 145L172 146ZM245 143H248L247 147H246V145H244ZM12 144H13V146H12ZM28 144H29L30 147L28 146ZM42 145L43 146L46 145V147L44 146L45 149L43 148ZM92 145L93 146L95 145V146L93 147ZM113 145H114V147H112ZM27 146H28V150L29 151L27 150ZM36 146L39 147V148L36 149ZM74 146H75V148H73ZM109 146L113 150L111 148L109 149ZM31 147H32V149H31ZM33 147H35V148H33ZM95 147H96V149H95ZM241 147H242V149H241ZM88 148L91 149V150L89 149L90 152L88 153V154L91 153V155L87 154V151H89ZM92 148L94 149V151H93ZM99 148H101V149H99ZM118 148H120L121 150L118 149ZM249 148H250V150H249ZM34 149H35V152H34ZM80 149H82L81 150L82 153H81V151L79 152ZM132 149H133V151H132ZM243 149H245V150H243ZM242 150L244 152H242ZM92 151L93 152H95V151L100 152L101 151L100 152L101 154H102V151H103V154L102 155L100 153L97 154L96 152L93 153ZM105 151H106V153H105ZM117 151H118V153H117ZM178 151H179V153H178ZM39 152H41V154ZM14 153H16V154H14ZM30 153L32 155H30ZM186 153H189V154H186ZM84 154H85V156L87 158L84 157ZM126 154H128V155H126ZM13 155H14V157H13ZM29 155H30V157H29ZM104 155L105 156L107 155L108 157L105 158ZM117 155H119V156H117ZM131 155L135 156V157H132ZM145 155H147V156H145ZM181 155H182V157H181ZM246 155H247V157H246L247 160L244 158ZM249 155H251V156H249ZM91 157H92V159L93 158L94 159L92 160ZM116 157H118V158H116ZM146 157H147V159H146ZM148 157H149V159H148ZM174 157H176L178 159H176V158L174 159ZM33 158L34 159L37 158V159L34 160ZM111 158H112V160L113 159L114 160L113 161L110 160ZM128 159H130V160H128ZM172 159L176 160V161L173 163ZM238 159H240V160H238ZM244 159H245L246 162L243 161ZM87 160H88V162H87ZM102 160H99V161H102ZM141 160H142V158H141ZM163 160L165 161V163L168 164V166L165 163L162 164ZM131 161H133V162H131ZM147 161H149V162H147ZM154 161H156L157 163L154 162ZM130 162H131V164H130ZM179 162H180V164H178ZM7 163H9V164H7ZM23 163H25V164H23ZM170 163H172V165L169 167ZM175 163L178 164V165H176ZM151 164L155 165V167H156V171L152 175V177L153 176H155V177L154 178L150 177L147 180V182H145L143 184H140V185L138 184L139 186L137 184H134V186H133V180L136 181V179H138L137 178L139 176L138 173L139 174L140 173L141 174H146L147 172H149V170L152 169V167H153V166H151ZM23 165H24V167H23ZM93 165L94 164H92L90 166L91 167V171L95 170ZM164 165H166L167 167L165 166L163 169L159 168V167L164 166ZM173 165H175V166H173ZM148 166H150V169H148L149 168ZM207 167H208V165H207ZM207 167H206V165H202L201 169H205V168L207 169ZM258 167H260V168H258ZM118 168H120V169H118ZM120 170L123 171V172H121ZM142 170H143V172H142ZM160 170H163L164 175L166 174L164 177H163V172L160 171ZM208 170H210V169H208ZM208 170H206V172L204 171L205 176H207L206 174H207V172H209ZM136 171H137V173H136ZM160 172H161V174H160ZM122 173H124V175ZM169 173L170 174L172 173V175H170ZM157 175H159V176L157 177ZM160 175H161V177L163 179L160 177ZM237 175H239V176H237ZM241 175H243V176H241ZM119 176H121V177H119ZM133 176H135V177L133 178ZM207 177L208 178H206V179H207V181H209V176H207ZM242 177H243V179H239L238 180V178H242ZM158 178L159 179L161 178V181H159V183L161 185L159 183H157V180H159ZM254 178L257 179L258 181L256 182V180ZM2 179L10 186L9 188H8V185H6V183H4V181ZM165 179H166V183H164ZM253 179L255 181H253ZM261 179H262L263 183H261ZM182 181H183V183H182ZM242 182L244 183L243 186H242ZM254 182H255V184H254ZM11 183H12V185H10ZM259 183H260V186L257 185ZM19 184H21V182ZM101 184L103 186H101ZM196 184L197 183H195V185ZM179 185H181V186H179ZM261 185H262V187H261ZM105 186H107V184H103L102 180H99L97 182H96V180H93L91 182L82 184L81 186L75 188L71 192H87V194L90 196V195H92V194H94L96 192H100L99 189L100 190L106 189ZM161 186H163V187H161ZM177 186H179V187H177ZM224 186H225V184H224ZM246 186H249V187L247 188ZM250 186L252 187V189H250ZM4 187H5L6 190L3 189ZM116 188H117V190H116ZM156 188H157V190H156ZM217 189H218V187L215 188L214 190H217ZM1 190H3V191H1ZM154 190H156V191H154ZM244 190H245L246 193L244 192ZM237 191H239L237 193L238 195L236 194ZM143 193H145V194H143ZM214 193H215V195H214ZM250 193H251V195H250ZM135 195H134V197H136ZM145 196L143 198L140 197L139 199L140 200L144 199ZM196 196H195V198H197ZM210 196H211V198H210ZM254 198L259 203L253 202V201H255ZM139 199H138V201L136 199L133 202L131 201L130 203H128L127 201H124L125 203L123 202L122 205L123 206H126V205L128 206V204H129V207H130L129 210H128V207L126 206L127 209L125 211H127V212H125V213L128 214L129 212H133L134 211L133 208H135L136 205L139 203ZM210 199H211V201H210ZM250 199H252V200H250ZM239 201H241L243 204L241 202H239ZM193 202H194V199H193V201L190 200V204L189 203L187 204V206H186L187 209L186 208H185L186 210L184 209L185 213H186V211L189 208H190L189 210H191L194 207L193 204H192ZM208 202L209 203L212 202L213 204L209 205ZM130 204H131L132 207L130 206ZM188 205H190V206L188 207ZM210 206L213 207V208H211ZM242 206H244V207H242ZM262 206H264L263 203H262ZM118 207H120V205ZM215 208H216V210H215L216 214H215V211H213L214 212V214H213L211 209L214 210ZM211 214H213L214 216L210 217ZM177 217H178L177 215L174 216V218H177ZM247 217L248 216L245 215L243 226H240V224H237V226H240V227H238L237 230L235 229L236 231H234V232H237V233L238 232H242L243 231V227L246 228L248 231L250 230L249 231L250 234L252 232L251 235L254 238L252 239L251 237H249V239H246V242H248L251 239L252 245L254 244L253 247L255 246L254 249H253V252L251 254V258L252 259L250 258L249 264H254V263H252V261L255 262L257 258L258 259H262L261 263L264 264V258H263L264 255H262V254H264V248H263L264 247L263 246L264 245V235H263L264 222L256 224V222H254V220H252V218H250V217L247 218ZM205 220L208 223V225L205 222ZM214 221H212V222H214ZM209 223H210V225H209ZM187 228L189 229V227H187ZM187 228H186V230H187ZM259 228H262V229H259ZM258 229H259V231L262 230L263 232L261 231V234L259 233L257 235V230ZM204 232H199V234H198L199 236H194L196 238V240L198 238H201V237H204V236H205L204 239L207 238L206 235H203V234H205ZM61 234L57 233V234L52 235L50 239L49 238L46 239L45 242H48V245H47L48 248L46 247V248H44L42 250H41V247H37L38 249L37 248L36 249H34V248L33 249H29L28 248V250H27V248L26 249H20L19 246H21L23 244L26 245L30 240H28V239L20 240L19 236H14L12 238H7V239H6V237L0 238V248H2L3 250H6V249L9 250V248H12L14 246L17 247V245H18V247L20 249V250L18 249L16 256L13 257V261H8L7 256L6 257L5 256H1L0 257V264H43V263L44 264H58L60 261H61L60 262L61 264H64V262H65V264H68V261L66 259H63V262H62V260H61L62 256L60 257V254L61 255L63 254V252L61 253V251H62L61 247L63 245H65V244L67 245L68 240L70 241L69 243H72V241H71L72 240L71 239L72 236H70V235L64 236L63 233H61ZM54 236L59 237V238L55 239ZM227 236H228V234H227ZM259 236H260V238H259ZM195 238H192L191 239L192 241H189L188 239H186L185 243L187 242L188 244L186 243L184 245V247L186 246L185 249L182 247L183 248L182 250H184V252L186 253V259L188 260L189 263L191 261L193 263L197 259V258L194 259V257H196V255H197V254H195V252H191L193 255L189 253L192 250V248H190V246L193 244L194 241H196V240H194ZM15 239H16V241H15ZM258 239L261 242H259ZM6 240H7V242H6ZM17 240H18V242H17ZM201 240H202V238H201ZM8 242H9V244H8ZM160 242H162V241H160ZM197 242L199 243L198 240H197ZM194 243L196 244V242H194ZM49 245H50V247H49ZM248 246H251V243H249ZM191 247H193V245ZM206 247H208V242L206 244H204V248H206ZM187 248H189L188 249L189 252H186ZM103 249H104V244H100L93 252H91V254L89 255L90 258L88 257L87 259H89L90 262L99 260L98 257L102 258L103 255H104V253L102 252ZM206 249H202L201 251L204 252V251H206ZM261 249H263V250H261ZM31 250H34V253H36V255L34 257H32V258L26 259V261H25L23 259V257H25V256H23V255L25 253H27L28 251H31ZM57 250H59V251H57ZM241 251H243V250L241 249V250L233 253L234 256L232 255V257L235 258V256H238V254ZM53 252H55V255H54ZM58 252H60V253H58ZM56 253H58V254H56ZM254 253H255V255H254ZM53 255L54 256L57 255L56 256L57 258L56 257L53 258ZM80 255H82V253H80ZM187 255L188 256L190 255V256L188 257ZM191 255H192L193 258L191 257ZM50 257H52L53 259L50 258ZM59 257L61 259H58ZM49 259H51L52 262L49 261ZM64 260H66V261H64ZM47 261H49V262H47ZM222 261L224 263V260H222ZM222 261L221 262L219 261L220 263H217V264H223Z\"/></svg>", "mask_w": 264, "mask_h": 264}]
</instances>
